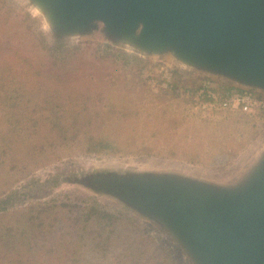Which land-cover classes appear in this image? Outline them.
Segmentation results:
<instances>
[{
  "label": "rangeland",
  "instance_id": "obj_1",
  "mask_svg": "<svg viewBox=\"0 0 264 264\" xmlns=\"http://www.w3.org/2000/svg\"><path fill=\"white\" fill-rule=\"evenodd\" d=\"M52 6L45 0H0V206L7 208L0 212V230L16 223L10 218L16 210L53 202L54 212L48 213L55 215L56 246L74 238L92 245L72 246L74 257L63 264H193L162 212L144 200L167 190V182L157 183L162 178L202 182L224 192L253 183L263 167L264 114L201 110L194 97L203 80L259 97L264 88L219 75L204 62H182L169 49L150 50L122 38L103 20L67 24ZM6 48L21 52L14 58ZM52 68L70 72L59 76L69 77L62 86L71 93L67 106L80 109L88 96V108L103 111L88 130L118 144L116 154L85 152L87 140L79 130L70 135L62 126L58 134L60 124L47 121L49 110L19 101L17 95L27 93L17 80H50ZM11 79L9 90L16 87V96H1ZM62 98L54 99L55 109ZM121 121L128 126L118 133ZM145 146L150 150L141 151L150 153L132 151ZM91 209L104 213L103 223ZM11 227L14 232L16 224ZM8 260L1 264H11Z\"/></svg>",
  "mask_w": 264,
  "mask_h": 264
},
{
  "label": "water",
  "instance_id": "obj_2",
  "mask_svg": "<svg viewBox=\"0 0 264 264\" xmlns=\"http://www.w3.org/2000/svg\"><path fill=\"white\" fill-rule=\"evenodd\" d=\"M45 1L67 24L103 20L150 50L169 49L182 62H204L219 75L264 88V0ZM253 177L226 192L162 178L157 183L169 184L162 196L143 200L162 212L193 264H264V160Z\"/></svg>",
  "mask_w": 264,
  "mask_h": 264
},
{
  "label": "trees",
  "instance_id": "obj_3",
  "mask_svg": "<svg viewBox=\"0 0 264 264\" xmlns=\"http://www.w3.org/2000/svg\"><path fill=\"white\" fill-rule=\"evenodd\" d=\"M73 50L74 52H76L77 48H74ZM4 51L12 52L14 58H17V54H20L21 52H18L19 50L12 48L3 49V52ZM76 54L78 53L76 52ZM69 59H71V55ZM37 70L39 71V74H42L44 72V68L41 67H38ZM60 73H62L60 70H55V75L53 78H60ZM69 73L70 72H65L62 74L69 75ZM34 75H37V73H35ZM34 78H38V76H34ZM53 78L47 81L43 80V78L32 81L27 80V84H21L22 82H18L17 80V83L20 87L19 90H25V92L27 93L24 95L18 94L17 98L19 99V101L28 103V106H33V101L34 106L40 108L41 110H49L50 114L46 117L47 121L49 122L50 126L53 124H60L59 128L57 129L58 134L62 132V130H60L63 129L62 126H65V130L70 128V132H68L70 133V135H72L73 131L77 132L79 130L87 140L85 152L116 154V150L118 148H116L115 146L118 144L110 141V139L106 138L105 135H100L93 132L90 127L88 130L87 125L89 124V121L91 122V119H93L94 116L95 118H98V112L103 111L100 109L90 110L86 102L88 96L80 100V102H82L80 103V105L83 106L80 109H72V104L70 106H67V99L69 98V95H71V93L65 91L62 86L66 85L69 82V77L66 79L67 82L64 80L62 81V76L58 80H55ZM12 81L13 79L9 80V82L3 83L2 92H5L2 93L1 96H16V87L12 86V90H9V87H11L12 85ZM72 85L74 86V84ZM58 96L63 97V102L61 101V105H58L60 107V110L55 109L58 103L56 101L54 102V99H57ZM134 113L135 112L133 111V114ZM62 117H64V119H62ZM70 117H73V120H70ZM125 126H128L127 123H123V121H121L118 126L117 132L119 133L121 130H127L126 128H124ZM65 133L66 131H64V137H66ZM79 137L80 136H78L77 139ZM132 148L133 147H129L128 149L132 150ZM141 149L150 150V148L145 146L143 148L140 147L137 150L132 151L150 153L148 151H141ZM62 206L67 207L68 205L63 204ZM55 207L56 205L53 202H43L42 204L30 207L27 211L28 213L16 210V212L10 214V218L16 221V223L14 221L12 223V225L16 224V229L14 230V232H12L13 227H11V225L9 228H4L3 231L0 230V264L4 263L6 259H9L8 261H10L11 264H51L52 262H57L58 260H61L63 264L66 257H70V255H72V253L70 252L72 246L81 245L82 247H85L87 246V244L89 247L92 246L90 241H84V243H81L79 240H76V238L67 240V242H62L60 246L61 248H58L56 246L60 238H58L57 236L59 234L57 228H54V226H52V221L54 220L55 215L48 213L54 212ZM1 211H7V208L4 206H0V212ZM89 212L95 214L97 216V219H99L103 223L104 213L103 215H99V212H97L96 214L92 209ZM106 217L113 218V215H108ZM50 225L51 230L49 231L48 227H50ZM24 246L26 247V249L23 251ZM80 260H82V262L84 261L83 263H87V259L83 260V258H80L78 261Z\"/></svg>",
  "mask_w": 264,
  "mask_h": 264
},
{
  "label": "built area",
  "instance_id": "obj_4",
  "mask_svg": "<svg viewBox=\"0 0 264 264\" xmlns=\"http://www.w3.org/2000/svg\"><path fill=\"white\" fill-rule=\"evenodd\" d=\"M195 107L246 115L264 114V97L249 90L217 89L211 80H203L195 89Z\"/></svg>",
  "mask_w": 264,
  "mask_h": 264
}]
</instances>
